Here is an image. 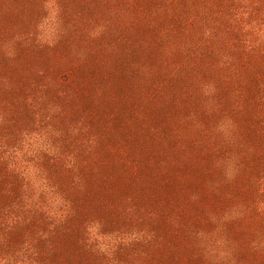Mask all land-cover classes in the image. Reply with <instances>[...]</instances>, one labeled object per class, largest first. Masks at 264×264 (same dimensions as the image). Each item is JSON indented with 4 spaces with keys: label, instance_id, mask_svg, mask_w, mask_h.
Masks as SVG:
<instances>
[{
    "label": "rangeland",
    "instance_id": "1",
    "mask_svg": "<svg viewBox=\"0 0 264 264\" xmlns=\"http://www.w3.org/2000/svg\"><path fill=\"white\" fill-rule=\"evenodd\" d=\"M0 264H264V0H0Z\"/></svg>",
    "mask_w": 264,
    "mask_h": 264
},
{
    "label": "trees",
    "instance_id": "2",
    "mask_svg": "<svg viewBox=\"0 0 264 264\" xmlns=\"http://www.w3.org/2000/svg\"><path fill=\"white\" fill-rule=\"evenodd\" d=\"M117 179H118L119 187L121 185L128 184V181L125 178H123L122 176L117 175Z\"/></svg>",
    "mask_w": 264,
    "mask_h": 264
}]
</instances>
